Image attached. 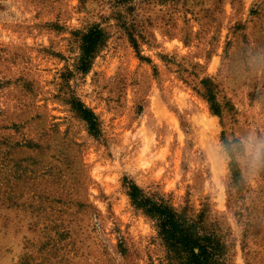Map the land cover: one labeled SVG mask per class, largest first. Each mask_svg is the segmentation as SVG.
Returning <instances> with one entry per match:
<instances>
[{
    "label": "rangeland",
    "instance_id": "rangeland-1",
    "mask_svg": "<svg viewBox=\"0 0 264 264\" xmlns=\"http://www.w3.org/2000/svg\"><path fill=\"white\" fill-rule=\"evenodd\" d=\"M257 51L264 0H0V264H168L125 181L219 239L220 264H264V170L209 160L264 135Z\"/></svg>",
    "mask_w": 264,
    "mask_h": 264
},
{
    "label": "trees",
    "instance_id": "trees-1",
    "mask_svg": "<svg viewBox=\"0 0 264 264\" xmlns=\"http://www.w3.org/2000/svg\"><path fill=\"white\" fill-rule=\"evenodd\" d=\"M106 33L94 26L82 39L77 70L87 73L98 53L105 46ZM206 84V82H205ZM207 98L211 109L216 110V103L210 88ZM73 109L87 123L89 130L97 132V119L94 113L80 101H73ZM233 176L238 178V171L231 163ZM131 203L141 209L156 222L158 234L167 251L168 264H220L223 247L214 235L205 233L201 225L175 211L163 199L149 197L137 185L125 181Z\"/></svg>",
    "mask_w": 264,
    "mask_h": 264
},
{
    "label": "clouds",
    "instance_id": "clouds-1",
    "mask_svg": "<svg viewBox=\"0 0 264 264\" xmlns=\"http://www.w3.org/2000/svg\"><path fill=\"white\" fill-rule=\"evenodd\" d=\"M250 59L255 63L264 62V52L257 51L251 54ZM242 149L230 152L223 144L212 146L209 149V160L217 168L222 170L224 165L233 159L246 170L249 175L264 170V135L252 132L241 140Z\"/></svg>",
    "mask_w": 264,
    "mask_h": 264
}]
</instances>
